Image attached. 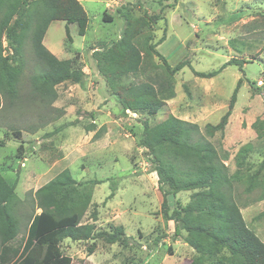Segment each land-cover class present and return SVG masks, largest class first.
Segmentation results:
<instances>
[{"label": "rangeland", "instance_id": "1", "mask_svg": "<svg viewBox=\"0 0 264 264\" xmlns=\"http://www.w3.org/2000/svg\"><path fill=\"white\" fill-rule=\"evenodd\" d=\"M83 6L89 20L84 37L77 34L75 24L70 26L71 41L66 38L63 22H53L48 29L47 37L51 36L59 47L58 59L74 58L77 54L76 61L93 70V53L102 43L110 44L121 34L124 23L118 11H128L135 17L146 11L159 17L153 28L154 43H159L162 37L164 40L156 50L171 65L184 59L190 61L191 68L185 67L175 75L179 94L162 112L152 116L130 112L122 116L110 101L102 79L88 72L84 87L62 84L56 88L57 99L47 104L30 90L28 78L42 68L26 42L19 84L21 97L13 107L1 108L0 100L1 175L9 184L17 181L20 201L64 169L80 183L101 181L93 186L91 206L83 220L96 208L97 229L122 225L132 240L114 245L102 240L64 241L61 249L72 258V264H189L194 252L184 243L182 235L174 234V222L163 220L157 176L151 172L146 151L138 146L142 122L148 119L151 125L175 115L197 124L204 133L206 123L218 122L237 81L242 79L224 132L216 133L209 141L228 154L225 165L230 174L235 170L237 151L247 143L252 144L247 161L257 169L264 159V127L260 126L264 121V85L256 83L264 80V27L257 25L264 20V0H83ZM104 11L111 14L112 22L102 21ZM2 43L3 54L11 53L5 39ZM230 59H244L247 63L241 70L236 66L220 70ZM155 61L158 62L156 58ZM192 70L219 72L204 79L194 76ZM132 80L140 78L124 82ZM90 114H109L107 119H111L108 123L112 126L107 137L105 127L98 130V138L94 137L95 132L85 131ZM74 122L77 124L70 125ZM16 131L20 132V138L13 136ZM20 145L23 147L18 151ZM112 192L114 196L103 204ZM190 193L169 197L170 207H176L177 202L184 205ZM261 195L260 188L250 194L242 185L235 190L245 223L264 243V195L258 199ZM31 211L28 204L18 205V240L27 235L28 220L24 217ZM33 214H40V210H34ZM92 245L94 252L88 256L87 248Z\"/></svg>", "mask_w": 264, "mask_h": 264}, {"label": "trees", "instance_id": "2", "mask_svg": "<svg viewBox=\"0 0 264 264\" xmlns=\"http://www.w3.org/2000/svg\"><path fill=\"white\" fill-rule=\"evenodd\" d=\"M119 12L124 23L121 34L110 44L102 43L93 53L95 68L120 115L130 112L152 116L162 112L166 102L175 97V75L190 67V61L184 59L171 65L156 50L164 40L162 37L159 43H154L157 15L144 11L135 17L128 11ZM101 19L112 22L106 11ZM56 21L65 24L66 38L71 41L68 25L75 24L77 34L83 37L89 20L78 0H0L1 108L13 107L21 97L19 84L25 66L26 42L30 43L42 68L28 78L35 97L51 105L57 99L58 86L70 83L84 87L86 74L76 61L77 54L61 60L43 45L47 29ZM257 25L264 27V20ZM3 39L11 51L7 55L3 54ZM246 63L244 59H230L220 70L226 66L241 70ZM218 72L192 70L194 76L204 79L213 78ZM134 78L140 80L124 82ZM241 83L239 79L218 122L206 123L204 133L197 124L173 115L151 125L148 119L142 122L143 134L138 146L146 151L151 172L157 176L163 220L174 222V234L182 235L184 243L194 252L189 264H264V243L247 226L235 200L237 185L244 186L247 194L260 188L262 195L258 199H262L264 159L253 169L247 161L252 144L247 143L235 154V170L230 174L225 165L228 154L209 141L216 133L224 132ZM260 126L264 127V121ZM95 128V124H89L85 131L94 132ZM252 128H256V123ZM99 132L94 133L95 138ZM12 134L20 138L18 131ZM22 147L20 145L18 151ZM99 183L101 181L77 182L70 171L64 169L20 201L16 194L17 181L7 183L0 172V264H72V258L61 249L64 241L102 240L114 245L132 240L122 225L110 224L109 230L97 229L96 208L83 220L91 206L93 186ZM182 192H191L188 201L184 205L177 202L176 207L171 208L168 198ZM113 196L114 192L103 204ZM26 204L32 208L24 217L28 220L27 235L18 240L16 212L18 205ZM36 209L40 214H33ZM93 252L94 245L89 246L88 256Z\"/></svg>", "mask_w": 264, "mask_h": 264}, {"label": "crops", "instance_id": "3", "mask_svg": "<svg viewBox=\"0 0 264 264\" xmlns=\"http://www.w3.org/2000/svg\"><path fill=\"white\" fill-rule=\"evenodd\" d=\"M79 2H80V4L83 6V0H78ZM113 3H115V2H113ZM111 5V4H110ZM83 8H84V6H83ZM85 9V8H84ZM110 16H111V14H110ZM112 17V16H111ZM113 19V18H112ZM52 24H54V23H52ZM52 24H50V26L52 25ZM72 25H74V24H72ZM72 25H68V29H69V31H70V26H72ZM50 26H49V28H50ZM48 28V29H49ZM48 29H47V31H46V34H45V36H44V38H43V45L54 55V56H59L58 54H59V47H58V45H56V43L51 39V36H49V37H47V33H48ZM64 31H65V24H64ZM84 37V36H83ZM162 44V43H161ZM160 44V45H161ZM159 45V46H160ZM58 58V57H57ZM69 58H71V57H69ZM69 58H67V59H69ZM94 68H93V70H90V68L87 66V67H85V68H83V71H84V73H90V74H93V73H95L96 74V76L98 77V73H97V71H96V68H95V64H94V66H93ZM212 90H214V89H210V92H212ZM175 93H176V95H178L179 94V92H177L176 91V89H175ZM176 95H175V97L173 98V99H175L176 98ZM173 99H171V100H173ZM171 100H168L167 102H166V105H168L169 104V102L171 101ZM111 102H113L114 103V101L111 99L110 100ZM54 106V105H53ZM55 107V106H54ZM67 108H64L63 109V111L65 112V110H66ZM101 113H105L104 112V110H102L101 111ZM107 116H109V114H102L101 116H97V114H90V117H91V120L88 122V123H86V124H95L96 125V128H95V131L94 132H96V131H98L100 128H102V127H105L106 129H105V137H107L108 136V134L110 133V130H111V126L112 125H109V123L108 122H110V120H108L107 118ZM175 116V115H174ZM177 117V116H176ZM177 118H179V117H177ZM81 118L79 117V120H80ZM180 119V118H179ZM183 120V119H182ZM74 124H77V122H74ZM87 127V126H86ZM88 134H91L92 132H87ZM169 223H170V221H169Z\"/></svg>", "mask_w": 264, "mask_h": 264}, {"label": "built area", "instance_id": "4", "mask_svg": "<svg viewBox=\"0 0 264 264\" xmlns=\"http://www.w3.org/2000/svg\"><path fill=\"white\" fill-rule=\"evenodd\" d=\"M259 86H262V85H264V80H258L257 82H256Z\"/></svg>", "mask_w": 264, "mask_h": 264}]
</instances>
